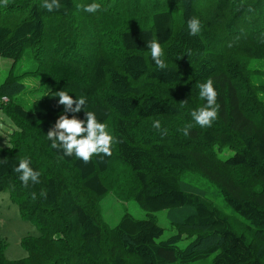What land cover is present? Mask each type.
Instances as JSON below:
<instances>
[{"label": "trees", "instance_id": "16d2710c", "mask_svg": "<svg viewBox=\"0 0 264 264\" xmlns=\"http://www.w3.org/2000/svg\"><path fill=\"white\" fill-rule=\"evenodd\" d=\"M43 2L0 0V56L30 55L51 87L30 110L16 99L26 89L18 76L0 84L14 123L0 147V191L41 231L23 237L20 259L0 240V264H264V0H60L52 11ZM92 3L101 8L84 11ZM194 17L198 35L187 26ZM209 79L219 111L202 128L191 112L206 105L199 85ZM59 90L86 98L67 114L94 111L116 138L111 155L84 164L51 147ZM23 158L38 183L24 186L14 171ZM110 192L149 217L126 212L112 227L101 207ZM164 209L179 231L162 239L154 212ZM185 237L195 238L181 247Z\"/></svg>", "mask_w": 264, "mask_h": 264}, {"label": "clouds", "instance_id": "9594fccd", "mask_svg": "<svg viewBox=\"0 0 264 264\" xmlns=\"http://www.w3.org/2000/svg\"><path fill=\"white\" fill-rule=\"evenodd\" d=\"M3 4L7 6L8 0H3ZM43 7L52 11L59 9L61 2L60 0H44ZM100 8V4L92 3L84 6V11L95 13ZM187 26L190 35H198L201 31V22L198 18L189 19ZM147 45L150 49L151 59L158 70L163 71L167 69L168 65L162 59L164 50L161 44L153 39L149 40ZM199 88L201 99H206L207 103L205 106L193 110L191 116L200 127H211L212 122L218 117V93L211 79L200 84ZM56 96L59 97L58 103L63 105L64 111L58 116L54 125L47 132V138L52 142L51 147L61 149L64 156L71 157L74 154L84 164L89 163L94 155H111V146L117 142L116 138L107 130V125L97 119L94 111H86V119H80L76 115L69 116L67 114L68 112L78 113L83 107H86V98L79 97L74 99L73 96L64 90H59ZM152 127L161 131L162 134L167 132L166 128H162L160 120L153 121ZM192 127L193 125L189 123L181 131L187 136L189 129ZM14 171L21 173L19 179L23 182L24 186H27L30 180L33 183L39 182L38 177L40 173L30 167L28 158L20 159Z\"/></svg>", "mask_w": 264, "mask_h": 264}, {"label": "rangeland", "instance_id": "374dc122", "mask_svg": "<svg viewBox=\"0 0 264 264\" xmlns=\"http://www.w3.org/2000/svg\"><path fill=\"white\" fill-rule=\"evenodd\" d=\"M38 63L30 55H24L18 62L13 59L0 56V84L5 81L11 72L18 76L20 81L26 85L24 92L19 94L16 99L26 108L32 110L34 101L41 98L51 89L45 74L38 72ZM4 99V98H3ZM8 101V99H4ZM14 129L13 121L0 108V147H9L10 132ZM102 213L106 222L112 227L116 226L122 216L129 212L137 218L149 217L148 212L143 209L135 200H120L113 192L108 193L101 201ZM228 212V209H225ZM168 209L154 212L159 223L165 227L162 239H165L179 230L169 219ZM41 234L39 226L32 220L24 219L8 190L0 191V240L7 242L5 255L9 259H20L28 255V251L22 245L25 236H38ZM195 238V237H194ZM194 238H183L180 242L181 247H185ZM213 257L195 263L212 264Z\"/></svg>", "mask_w": 264, "mask_h": 264}, {"label": "built area", "instance_id": "2783aa9c", "mask_svg": "<svg viewBox=\"0 0 264 264\" xmlns=\"http://www.w3.org/2000/svg\"><path fill=\"white\" fill-rule=\"evenodd\" d=\"M4 99H7V98H4Z\"/></svg>", "mask_w": 264, "mask_h": 264}]
</instances>
